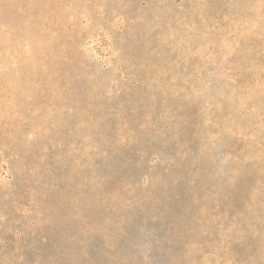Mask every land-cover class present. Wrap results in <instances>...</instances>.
<instances>
[{"label":"rangeland","instance_id":"1","mask_svg":"<svg viewBox=\"0 0 264 264\" xmlns=\"http://www.w3.org/2000/svg\"><path fill=\"white\" fill-rule=\"evenodd\" d=\"M0 264H264V0H0Z\"/></svg>","mask_w":264,"mask_h":264}]
</instances>
